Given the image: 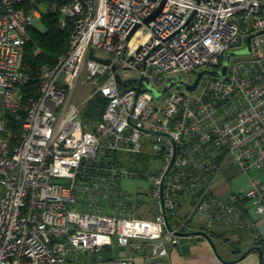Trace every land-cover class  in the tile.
Returning <instances> with one entry per match:
<instances>
[{"label": "built area", "instance_id": "obj_1", "mask_svg": "<svg viewBox=\"0 0 264 264\" xmlns=\"http://www.w3.org/2000/svg\"><path fill=\"white\" fill-rule=\"evenodd\" d=\"M60 1L0 0V264H70L105 248L124 253L119 264L142 250L168 260L194 218L206 233L242 227L237 202L264 222V0ZM48 11L73 22L69 49L29 87L23 44ZM247 36L249 53L194 92L173 85L156 99L116 80L122 66L157 91L153 80L191 85ZM88 81L87 102L105 100L93 128L73 102ZM123 155L157 157L158 170L128 168ZM230 169L249 180L245 192L215 191ZM136 178L150 184L142 211L121 187ZM254 242L264 248V234Z\"/></svg>", "mask_w": 264, "mask_h": 264}, {"label": "crops", "instance_id": "obj_2", "mask_svg": "<svg viewBox=\"0 0 264 264\" xmlns=\"http://www.w3.org/2000/svg\"><path fill=\"white\" fill-rule=\"evenodd\" d=\"M257 175L259 180L264 182V165ZM223 177L228 180L238 177L239 179L235 184H225L220 190L221 194L243 193L249 188L247 177L236 169H230ZM223 180L220 182L218 179L215 188L218 185L220 187ZM236 206L242 215V227H225L208 232L216 252L202 236H180L177 246L169 248L168 260L149 259L146 251L142 250L132 264H264L262 245L259 242L250 243L252 233L264 234V222L255 214L246 212L245 202H237ZM182 209L185 210L184 205L179 212H182ZM187 226L184 233L201 230V225L195 218ZM256 248L261 250V258ZM243 254H246L245 257H242ZM117 256L122 257L124 253L122 251L114 253L111 249L105 248L99 254L80 257L78 261L70 264H119L116 261Z\"/></svg>", "mask_w": 264, "mask_h": 264}, {"label": "trees", "instance_id": "obj_3", "mask_svg": "<svg viewBox=\"0 0 264 264\" xmlns=\"http://www.w3.org/2000/svg\"><path fill=\"white\" fill-rule=\"evenodd\" d=\"M45 1L61 3L60 0ZM39 19L43 25V30H39L34 26L29 27L27 30L28 39L23 44L22 70L30 79L29 87L35 83L41 66H54L57 59L67 52L73 30V22L70 19L67 20L65 27H61L59 15L55 12L48 11ZM104 108L105 100L100 95H96L82 111V118L89 122L98 120ZM9 128L15 133L18 125L11 123ZM116 166H118L117 163ZM128 168L137 169V166H128ZM134 198L136 199V197L131 198L132 205L134 204L132 201ZM142 203L143 200L141 199L134 205L140 207Z\"/></svg>", "mask_w": 264, "mask_h": 264}, {"label": "rangeland", "instance_id": "obj_4", "mask_svg": "<svg viewBox=\"0 0 264 264\" xmlns=\"http://www.w3.org/2000/svg\"><path fill=\"white\" fill-rule=\"evenodd\" d=\"M33 26L39 30H43V25L40 22V19H35L34 20V24ZM97 56L100 57L101 59H107L108 55L102 51V50H97ZM239 57H241L240 55H232L230 57L229 60V65H231V63H233V61H235L236 59H238ZM206 69V68H204ZM117 72L119 73L120 77L122 78L123 81L127 82L129 80H131L133 77H135L137 74L129 69H125L122 66L118 67ZM180 77L185 78L186 75H180ZM213 76L211 75H205L202 78V82L208 79H211ZM167 79L168 78H164L160 81H156L153 80V84L155 87L163 88L166 83H167ZM190 81H193L195 79V77L189 78ZM94 83L92 81H88L83 83L81 86L78 87L75 96L73 98V102L83 111L85 109V107L87 106L88 102H87V98L88 96L91 94V92L93 91L94 88ZM128 86H123L120 87L121 90H125L129 87ZM97 120L90 122L89 123V127L93 128L95 122ZM123 157L126 159V163L125 166H137V169H139V171L141 172H145V173H155L158 170V165H159V159L157 157L151 156H144V155H139V156H135V155H131V156H126L123 155ZM149 165V168L146 169V166ZM226 177V176H225ZM224 177L220 176L219 177V181L221 182V180H223ZM238 178H233L231 180L224 179L223 183H221L220 187L218 185V190L217 188H215V191L217 193H220V190H222L225 187V184H235L238 182ZM149 181L147 179L144 178H136V179H123L121 182V187L124 191H126L128 197L132 198V197H138L140 200H143V203L140 204V211L143 210V207L148 204L147 202H145L147 199L144 198V196H142V194H144L145 192H148L149 190ZM146 203V204H145Z\"/></svg>", "mask_w": 264, "mask_h": 264}, {"label": "water", "instance_id": "obj_5", "mask_svg": "<svg viewBox=\"0 0 264 264\" xmlns=\"http://www.w3.org/2000/svg\"><path fill=\"white\" fill-rule=\"evenodd\" d=\"M162 5L159 7V9L150 17L146 20V22H148L150 19H152L155 15H157L161 9ZM137 28V26L130 32L128 38L132 35V33L135 31V29ZM250 39L251 36H247L244 39V47L240 50H231L225 53V55L223 56V60H222V64H221V68L220 70H209V69H202L200 71L197 72L195 79L193 80L191 85H186L183 82H181L178 77H170L167 80L166 85L159 91L155 90L154 87L150 84L149 80L145 77L136 75L135 77H133L131 80L125 82L123 80H121L119 74H116V80L118 82V84L123 87V86H133L134 84H138V86L136 87L137 93H140L142 91H148L150 93H152L154 95V97L156 99H159L166 91H168L170 89V87H172L173 85L178 86L180 88H184L190 92H194L199 81L201 80L203 75H211L214 77H219V78H224L226 75V70H227V66H228V62L229 59L232 55H247L249 53V49H250ZM117 66L115 65L113 67V70H116ZM144 85V89H141L140 85ZM179 236H184V237H189V236H202L204 237L212 246L213 250L216 252L215 250V246L214 243L211 239V236L206 233L203 230H197V231H193V232H186V233H178ZM256 250L259 252L260 258L262 257V252L259 248H256ZM246 254H243L242 257H245Z\"/></svg>", "mask_w": 264, "mask_h": 264}]
</instances>
